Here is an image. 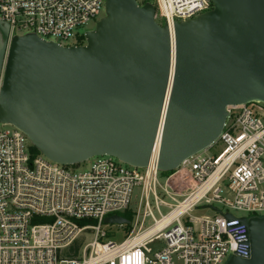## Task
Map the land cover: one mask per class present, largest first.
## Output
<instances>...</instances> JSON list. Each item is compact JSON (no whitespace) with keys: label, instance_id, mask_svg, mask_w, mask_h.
I'll return each instance as SVG.
<instances>
[{"label":"water","instance_id":"water-1","mask_svg":"<svg viewBox=\"0 0 264 264\" xmlns=\"http://www.w3.org/2000/svg\"><path fill=\"white\" fill-rule=\"evenodd\" d=\"M208 1L171 34L153 4L105 0L83 45L9 38L0 21V123L54 163L109 156L135 168L147 167L161 125L157 169L175 170L218 138L227 106L264 105V0ZM239 222L249 254L225 264H264V217Z\"/></svg>","mask_w":264,"mask_h":264},{"label":"built area","instance_id":"built-area-1","mask_svg":"<svg viewBox=\"0 0 264 264\" xmlns=\"http://www.w3.org/2000/svg\"><path fill=\"white\" fill-rule=\"evenodd\" d=\"M136 2H154L155 20L170 33L176 22L212 9L208 0ZM104 6L105 0H0V21L8 25L9 38L30 33L71 46L76 44L63 42L76 43V29L102 18ZM160 138L159 126L145 168L99 156L80 170L79 164L60 165L34 154L21 131L0 123V264H225L233 255L246 258L247 228L239 219L264 217V105L227 106L218 138L171 172L157 169ZM163 173L168 174L160 184ZM183 176L189 185L172 183ZM135 188L140 194L132 211ZM199 206L233 219L212 209L214 216H191ZM114 215L125 218L129 230L119 242L104 241L103 220ZM147 219L152 223L145 227ZM156 240L164 246L152 251L148 245Z\"/></svg>","mask_w":264,"mask_h":264},{"label":"rangeland","instance_id":"rangeland-1","mask_svg":"<svg viewBox=\"0 0 264 264\" xmlns=\"http://www.w3.org/2000/svg\"><path fill=\"white\" fill-rule=\"evenodd\" d=\"M138 1H141V0H138ZM153 5H155L154 2H153ZM103 15H104V12L101 13L100 16H103ZM100 18L101 17H98L95 20L89 21L85 25H83V26L79 27L78 29H76L75 33L77 34V36L78 35L79 36H83V34L85 32L93 30L95 28L96 23L98 22V20ZM156 21L158 23H162L159 18H156ZM63 43L66 44V45H71V44H75V41H74V39H70L67 42H63ZM83 44H84V41H83ZM217 149L218 148H216L215 151L212 150V153L213 152H217ZM92 160L93 159H90L87 162H84L82 164H79L78 166H76V168H78L80 170H86L90 166ZM167 174L168 173H166V174L163 173V174H160L159 175V183L160 184H164L165 177L167 176ZM139 194H140V189L139 188H135L134 191H133V194H132V200H131V205H130V210H132V211H135L137 209V207H138ZM158 196L160 198H162V199H165L167 202H170L169 199H167L166 197H164L161 194L160 191H158ZM151 205H152V202H151ZM217 207H219L220 209L226 210L221 205H217ZM160 212L162 214H166L168 212V209L167 208H160ZM230 212L232 214H234V215H237V216L245 215L243 213H238V212H234V211H230ZM153 214H154V217L155 218H158L159 217V215H158V213L156 211H153ZM190 214H191V216L198 217V218L211 217V216H214L215 215V213L211 209L203 208L202 206H199L197 209L193 210ZM184 220L185 221L187 220L186 217L184 218ZM151 223H152V221L150 219H147L146 222H145V227L150 226ZM128 230H129V228H128L127 225H125V226H123V227L120 228L117 225H105L104 224L102 226V231H104L105 232V235H106V237L104 238V241L113 240V241L119 242V241H121L126 236V232ZM84 238L86 240H89V241L92 240V237H89V235H86ZM163 246H164V243L162 242V240H156L153 243H151V244L148 245V247L152 251L159 250Z\"/></svg>","mask_w":264,"mask_h":264},{"label":"trees","instance_id":"trees-1","mask_svg":"<svg viewBox=\"0 0 264 264\" xmlns=\"http://www.w3.org/2000/svg\"><path fill=\"white\" fill-rule=\"evenodd\" d=\"M83 41H84V37L83 36H79L78 38H77V41H76V45H83ZM32 152L34 153V154H39V152L33 147L32 148ZM185 179H187V177L185 176L184 177ZM176 180V179H175ZM177 181L179 182V179H177ZM127 220H130L131 219V216H130V213L129 212H124L123 214H122ZM85 223H88V222H85V221H81V224H85ZM79 245L80 244H78L77 243V245H75V247H74V252L76 253V251L78 250V248H79Z\"/></svg>","mask_w":264,"mask_h":264},{"label":"bare ground","instance_id":"bare-ground-1","mask_svg":"<svg viewBox=\"0 0 264 264\" xmlns=\"http://www.w3.org/2000/svg\"><path fill=\"white\" fill-rule=\"evenodd\" d=\"M172 32H173V29H172V31H171V34H173ZM160 129H161V125H160ZM157 144H158V143H157ZM159 145H160V142H159L158 146H159ZM158 151H159V150H158ZM157 156H158V153H157ZM184 177H185V176L181 177V178L179 179V182H178L177 180H172V183H173L175 186H179V185H181V184L189 185V180H188V179H185ZM166 220H168V218H167Z\"/></svg>","mask_w":264,"mask_h":264}]
</instances>
